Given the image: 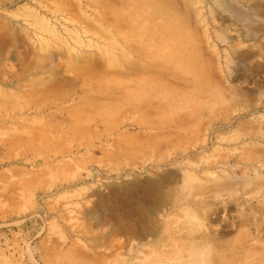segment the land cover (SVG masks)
Segmentation results:
<instances>
[{
  "label": "rangeland",
  "instance_id": "1",
  "mask_svg": "<svg viewBox=\"0 0 264 264\" xmlns=\"http://www.w3.org/2000/svg\"><path fill=\"white\" fill-rule=\"evenodd\" d=\"M0 264H264V0H0Z\"/></svg>",
  "mask_w": 264,
  "mask_h": 264
}]
</instances>
